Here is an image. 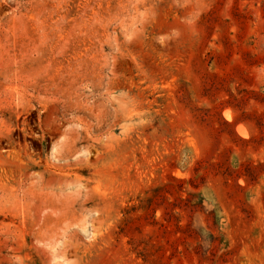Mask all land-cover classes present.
I'll return each instance as SVG.
<instances>
[{
  "label": "rangeland",
  "instance_id": "374dc122",
  "mask_svg": "<svg viewBox=\"0 0 264 264\" xmlns=\"http://www.w3.org/2000/svg\"><path fill=\"white\" fill-rule=\"evenodd\" d=\"M0 264H264V0H0Z\"/></svg>",
  "mask_w": 264,
  "mask_h": 264
},
{
  "label": "bare ground",
  "instance_id": "6f19581e",
  "mask_svg": "<svg viewBox=\"0 0 264 264\" xmlns=\"http://www.w3.org/2000/svg\"><path fill=\"white\" fill-rule=\"evenodd\" d=\"M239 126L241 125V124H238ZM243 126V125H242ZM239 132H241V130H239Z\"/></svg>",
  "mask_w": 264,
  "mask_h": 264
}]
</instances>
